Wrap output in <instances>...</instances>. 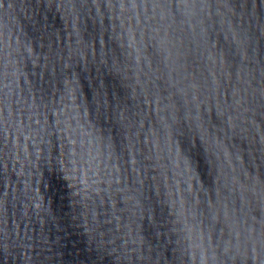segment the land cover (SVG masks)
Returning <instances> with one entry per match:
<instances>
[{"label":"water","instance_id":"water-1","mask_svg":"<svg viewBox=\"0 0 264 264\" xmlns=\"http://www.w3.org/2000/svg\"><path fill=\"white\" fill-rule=\"evenodd\" d=\"M0 264H264V0H0Z\"/></svg>","mask_w":264,"mask_h":264}]
</instances>
